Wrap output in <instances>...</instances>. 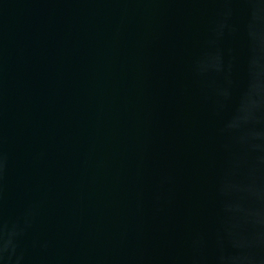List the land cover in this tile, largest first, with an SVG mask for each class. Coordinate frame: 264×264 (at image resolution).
Wrapping results in <instances>:
<instances>
[{"label": "water", "instance_id": "95a60500", "mask_svg": "<svg viewBox=\"0 0 264 264\" xmlns=\"http://www.w3.org/2000/svg\"><path fill=\"white\" fill-rule=\"evenodd\" d=\"M0 264H264V0H0Z\"/></svg>", "mask_w": 264, "mask_h": 264}]
</instances>
